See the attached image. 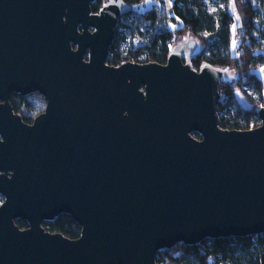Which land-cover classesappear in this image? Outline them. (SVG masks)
Wrapping results in <instances>:
<instances>
[{"label":"water","instance_id":"1","mask_svg":"<svg viewBox=\"0 0 264 264\" xmlns=\"http://www.w3.org/2000/svg\"><path fill=\"white\" fill-rule=\"evenodd\" d=\"M94 1L0 0V264H156L175 244L264 233V106L258 126L222 129L230 72L194 70L189 35L164 64L108 65L129 6ZM13 93L43 112L24 122ZM60 214L77 238L44 230Z\"/></svg>","mask_w":264,"mask_h":264},{"label":"trees","instance_id":"2","mask_svg":"<svg viewBox=\"0 0 264 264\" xmlns=\"http://www.w3.org/2000/svg\"><path fill=\"white\" fill-rule=\"evenodd\" d=\"M107 1L95 0L91 3L92 12H98ZM124 1L129 9L117 22L113 42L108 48V65L117 66L124 61L164 64L170 48L189 35L202 47L201 53L190 60L191 67L198 70L202 63L207 62L216 68H227L230 79L219 84V93L237 92L217 105L220 127L244 130L249 128L250 122L259 121L256 111L264 106V82L252 69L264 64V44L261 42L264 39V19H259L257 14L259 5L264 6V0L258 3L235 1L241 18L236 31L239 39L236 55L232 54L234 18L228 9L229 0H219L213 13L204 0H172V15L167 14L164 0H156V4L143 10L136 7L146 0ZM128 16H131V22L127 21ZM176 20L179 25L170 29L168 22ZM123 29L129 30L132 38L125 48L121 47L125 39ZM243 85H250L257 98L244 95ZM237 94L244 102L238 99ZM9 102L14 113L26 123H32L45 107V100L38 93L26 96L13 93ZM15 223L20 228L27 227L25 221L16 220ZM43 224L47 231L61 233L70 239L80 234L79 226L67 214H60ZM155 260L156 264H264V233L204 239L194 245L175 244L170 249L158 251Z\"/></svg>","mask_w":264,"mask_h":264},{"label":"rangeland","instance_id":"3","mask_svg":"<svg viewBox=\"0 0 264 264\" xmlns=\"http://www.w3.org/2000/svg\"><path fill=\"white\" fill-rule=\"evenodd\" d=\"M165 1V5H166V12L168 15H172V9H171V4H172V0H164ZM205 3H206V6L208 8V10L210 12H215L218 8V4H219V0H204ZM235 1L236 0H229V5H228V9L229 11L232 13L233 15V18H234V22L236 23V29H235V32H233V28H232V32H233V40L235 39L236 43H235V48L233 47V40H232V54L233 55H236L237 54V47H238V44H239V39H238V33L236 34V31L238 30V27L241 23V18L239 19V21H236V16L239 15L238 14V11L236 9V6H235ZM238 2H240V0H237ZM254 3H258L260 2V0H252ZM153 2V3H152ZM157 1L156 0H146L143 4H140L138 5L136 8H138L139 10H143L144 8H147V7H150L154 4H156ZM232 5H234L235 7V12L232 11ZM260 8L257 12L258 14V18L259 19H264V6H262V4L259 5ZM240 17V16H239ZM132 18L131 16L127 17V21L131 22ZM168 27L170 29H174L176 28L178 25H179V22L176 20V22L172 23V22H168ZM122 35L124 36V40L122 41V44H121V47L122 48H125L129 45V43L131 42L132 38H131V33L129 30H125L123 29L122 30ZM180 41V40H179ZM261 42H263L264 44V39L261 40ZM263 52H264V47H263ZM264 64L258 66V67H255L252 69V71L254 73H256L258 75V77H260L263 82H264ZM242 89L244 90V95H247L251 98H257V95L256 93L253 91V88L250 86V85H243L242 86ZM236 91H235V94L236 95ZM263 95H264V89H263ZM237 97L238 99H240L241 101L244 102V100L241 98V96L239 94H237ZM260 123V121H259Z\"/></svg>","mask_w":264,"mask_h":264},{"label":"built area","instance_id":"4","mask_svg":"<svg viewBox=\"0 0 264 264\" xmlns=\"http://www.w3.org/2000/svg\"><path fill=\"white\" fill-rule=\"evenodd\" d=\"M194 69V68H193ZM194 70H196V69H194ZM235 94V91H233V92H230V94H223V96H222V99H221V101L220 102H225L226 101V99L229 97V96H232V95H234ZM219 102V103H220ZM217 112H218V110H217ZM218 116H219V112H218ZM259 125V121L258 122H254V121H252V122H250V124H249V128L248 129H252V128H254V127H256V126H258ZM42 227L44 228V230H46V226L43 224L42 225ZM47 231V230H46Z\"/></svg>","mask_w":264,"mask_h":264},{"label":"snow or ice","instance_id":"5","mask_svg":"<svg viewBox=\"0 0 264 264\" xmlns=\"http://www.w3.org/2000/svg\"><path fill=\"white\" fill-rule=\"evenodd\" d=\"M232 11L233 12H235V7H234V5H232ZM239 19H240V17H239V15H237L236 16V21H239ZM236 23L234 22L233 23V25H232V28H233V32H235V29H236ZM235 43H236V41H235V39L233 40V47L235 48ZM262 70H264V69H262Z\"/></svg>","mask_w":264,"mask_h":264},{"label":"flooded vegetation","instance_id":"6","mask_svg":"<svg viewBox=\"0 0 264 264\" xmlns=\"http://www.w3.org/2000/svg\"><path fill=\"white\" fill-rule=\"evenodd\" d=\"M12 95V94H11ZM0 198H1V201H0V203L2 202V200H3V198H2V196L0 195Z\"/></svg>","mask_w":264,"mask_h":264},{"label":"crops","instance_id":"7","mask_svg":"<svg viewBox=\"0 0 264 264\" xmlns=\"http://www.w3.org/2000/svg\"><path fill=\"white\" fill-rule=\"evenodd\" d=\"M153 3V2H152Z\"/></svg>","mask_w":264,"mask_h":264}]
</instances>
